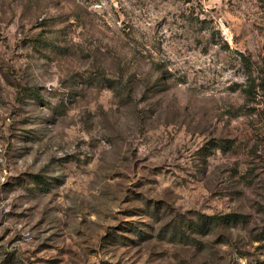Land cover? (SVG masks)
Wrapping results in <instances>:
<instances>
[{
  "label": "rangeland",
  "instance_id": "obj_1",
  "mask_svg": "<svg viewBox=\"0 0 264 264\" xmlns=\"http://www.w3.org/2000/svg\"><path fill=\"white\" fill-rule=\"evenodd\" d=\"M0 264H264V0H0Z\"/></svg>",
  "mask_w": 264,
  "mask_h": 264
}]
</instances>
